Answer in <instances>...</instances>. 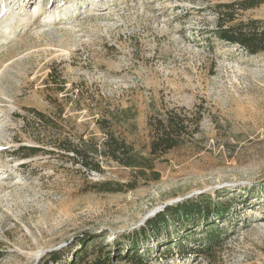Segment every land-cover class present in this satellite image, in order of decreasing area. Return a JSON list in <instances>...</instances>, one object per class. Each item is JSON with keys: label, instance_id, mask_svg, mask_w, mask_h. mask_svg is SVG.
Segmentation results:
<instances>
[{"label": "rangeland", "instance_id": "374dc122", "mask_svg": "<svg viewBox=\"0 0 264 264\" xmlns=\"http://www.w3.org/2000/svg\"><path fill=\"white\" fill-rule=\"evenodd\" d=\"M232 1L0 0V264H264V52L215 36ZM237 16L264 24V0ZM169 117L180 142L152 155ZM111 135L159 178L105 156ZM107 181L136 187H95ZM187 198L224 215L133 238L148 211ZM212 222L224 241L201 252Z\"/></svg>", "mask_w": 264, "mask_h": 264}, {"label": "trees", "instance_id": "16d2710c", "mask_svg": "<svg viewBox=\"0 0 264 264\" xmlns=\"http://www.w3.org/2000/svg\"><path fill=\"white\" fill-rule=\"evenodd\" d=\"M261 2L262 0H240L218 4L217 7L223 12L219 13L217 16L216 27L214 30L215 36L219 40L229 44H237L249 54L264 52L263 22L257 19L237 21L239 10L253 8ZM39 115L43 116L41 113H39ZM154 127L156 135L151 142L152 155H163L179 144L184 126L179 124L177 119L169 117L165 121L157 120ZM62 143L67 151H74L77 155L81 156L82 162L87 168L97 171L101 170V165L99 162L94 161L91 157V153L87 149L78 148L71 140L68 139H65ZM92 149L93 151L98 152L95 147ZM39 151H42L39 147L22 146L18 149L17 153L25 152L26 154H36ZM102 151L105 156L111 157L127 167L137 168L140 175L144 178L148 177V169L152 171L156 179L160 176L159 172L154 170L152 160L139 158L137 154L133 152L134 150L131 145L127 144L123 140H120L114 135H111L105 142L104 150ZM95 187L104 192H116L133 189L136 187V184L134 182H127L114 185L112 182L107 181L98 184ZM200 198L204 199L205 196L202 195ZM223 208L224 207L220 208L215 205H211L208 201L202 202L201 199L187 198L177 204L166 206L162 211H159L154 216L147 219L145 224L141 226L139 230L134 232L133 238L137 240L139 237H143L148 230L151 232L161 233L164 228H167L170 222L176 219L178 221H195L200 218L209 219L212 215L217 216L216 219H220L224 215L222 212ZM197 220L192 223L199 226L200 222H197ZM210 227H212L210 234L207 235L206 240L203 242V246L200 248L201 252L211 251L213 248L220 246L224 241L222 235L225 230L218 228L216 222H212ZM166 233L170 235L168 229L166 230ZM192 249L193 248H189V251ZM55 257L58 258L59 256ZM130 257L134 258V264H152V259H146L138 253L135 256H131V253H129L126 256V259ZM100 263V260H96L90 264Z\"/></svg>", "mask_w": 264, "mask_h": 264}, {"label": "water", "instance_id": "95a60500", "mask_svg": "<svg viewBox=\"0 0 264 264\" xmlns=\"http://www.w3.org/2000/svg\"><path fill=\"white\" fill-rule=\"evenodd\" d=\"M193 194V193H192ZM190 194V195H192ZM190 195H188L187 197H190ZM171 202H167L165 204H162L160 206H156L153 209H151L150 211H148L145 216L142 218L141 222L146 221L148 218H150L151 216L155 215L156 213H158L159 211H162L166 206L171 205Z\"/></svg>", "mask_w": 264, "mask_h": 264}, {"label": "bare ground", "instance_id": "6f19581e", "mask_svg": "<svg viewBox=\"0 0 264 264\" xmlns=\"http://www.w3.org/2000/svg\"><path fill=\"white\" fill-rule=\"evenodd\" d=\"M40 7V6H39ZM37 5H36V10H39L40 8H39ZM35 10V11H36ZM41 10V9H40ZM19 14V13H18ZM13 15V14H12ZM10 25V24H9ZM9 28H10V26H9ZM6 32H8V31H6Z\"/></svg>", "mask_w": 264, "mask_h": 264}]
</instances>
